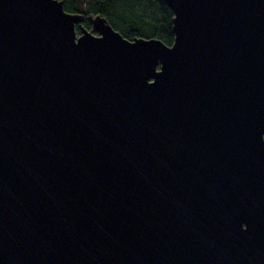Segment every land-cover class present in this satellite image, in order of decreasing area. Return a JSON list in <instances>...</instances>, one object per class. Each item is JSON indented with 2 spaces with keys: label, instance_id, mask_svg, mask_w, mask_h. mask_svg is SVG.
I'll return each instance as SVG.
<instances>
[{
  "label": "water",
  "instance_id": "water-1",
  "mask_svg": "<svg viewBox=\"0 0 264 264\" xmlns=\"http://www.w3.org/2000/svg\"><path fill=\"white\" fill-rule=\"evenodd\" d=\"M164 2L0 0V264H264V0Z\"/></svg>",
  "mask_w": 264,
  "mask_h": 264
},
{
  "label": "trees",
  "instance_id": "trees-1",
  "mask_svg": "<svg viewBox=\"0 0 264 264\" xmlns=\"http://www.w3.org/2000/svg\"><path fill=\"white\" fill-rule=\"evenodd\" d=\"M67 13L82 16L76 33L83 28L97 35L92 20L105 18L114 30L129 40L159 39L167 46L175 40L174 11L164 0H58Z\"/></svg>",
  "mask_w": 264,
  "mask_h": 264
}]
</instances>
